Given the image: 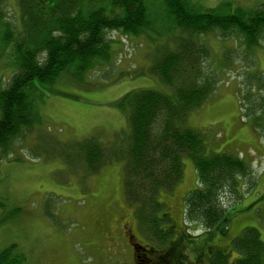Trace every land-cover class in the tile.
I'll use <instances>...</instances> for the list:
<instances>
[{"label":"trees","instance_id":"obj_1","mask_svg":"<svg viewBox=\"0 0 264 264\" xmlns=\"http://www.w3.org/2000/svg\"><path fill=\"white\" fill-rule=\"evenodd\" d=\"M107 1L84 6L80 0H20L24 15L20 29L10 21L7 0H0V62L12 68L7 79L2 77L0 88V160L38 119L33 90L54 84L69 68L81 77L110 66L114 49L109 33L113 31L145 36L151 49L148 76L169 92L137 88L118 101L130 128L125 148H109L91 137L63 146L72 153L64 155L90 173L100 171L110 160L124 159L125 194L135 206L140 231L157 244H169L163 252L138 245L134 264H143L137 261L141 256L149 257L150 264H188L180 249L182 237L188 238L185 225L225 232L233 214L230 211L236 207L233 203L241 198V179H254L250 165L239 155L211 152L203 133L189 126L188 118L216 96L222 70L237 72L246 63L244 74L264 89V73L258 71L254 54L264 47V5L222 13L215 8L201 10L192 0ZM157 3L163 7L161 19L151 12ZM211 35L226 43L219 62L212 61V48L204 40ZM9 54L12 62L7 59ZM248 94L243 98L248 99ZM263 105L256 98L246 114L254 128L264 133ZM75 150L80 158L73 161ZM185 156L194 162L198 185L184 197L182 237L170 243L176 229L159 194L181 182ZM4 207L0 198V209ZM232 247L238 253L234 262L227 250L218 248L206 264H264V241L257 229L243 230L232 240ZM16 250L15 244L1 250L0 264H23L25 257Z\"/></svg>","mask_w":264,"mask_h":264},{"label":"rangeland","instance_id":"obj_2","mask_svg":"<svg viewBox=\"0 0 264 264\" xmlns=\"http://www.w3.org/2000/svg\"><path fill=\"white\" fill-rule=\"evenodd\" d=\"M80 1L84 6L108 2ZM192 1L201 10L215 8L222 13L264 5V0ZM6 7L10 21L21 29L24 15L20 0H7ZM151 12L161 19L162 5L152 6ZM109 37L114 49L110 66L98 67L81 77L69 68L54 84L33 90L38 119L32 129L12 142L9 155L0 160V198L5 203L0 209V251L17 245L16 252L25 257L23 264H134V248L125 236L126 230L135 233V240L147 249H169V244H157L140 231L135 206L125 194L124 159L110 160L100 171L90 173L65 156L72 153L63 146L91 137L109 148L126 145L130 128L125 112L117 105L121 97L137 88L169 92L148 76L151 49L145 36L113 31ZM204 40L212 48V61L219 62L226 43L216 35ZM254 54L258 71L264 73V47ZM7 59L12 62L10 54ZM7 59L1 60L9 63ZM222 66L221 62L218 67ZM242 66L229 74L222 70L216 96L188 118L189 126L203 133L211 152L237 154L253 171V180L240 181L241 198L233 203L236 207L230 211L233 214L228 228L225 232L207 231L189 224L185 225L188 238L180 236L184 197L198 185L194 162L188 156L183 159L181 182L159 194L176 229L170 243L182 237L180 249L188 264H206L212 250L218 248L227 250L233 262L238 253L232 240L246 228L257 229L264 241V133L254 128L253 119L246 114L256 98L264 104V89L257 80L252 84L255 79L244 74L248 65ZM11 72V66L0 62V88L2 77L7 79ZM240 86L243 94L251 92L248 99L243 98ZM79 158L75 150L71 160ZM147 258L141 256L137 261L150 264Z\"/></svg>","mask_w":264,"mask_h":264},{"label":"flooded vegetation","instance_id":"obj_3","mask_svg":"<svg viewBox=\"0 0 264 264\" xmlns=\"http://www.w3.org/2000/svg\"><path fill=\"white\" fill-rule=\"evenodd\" d=\"M128 231H129V230H126V233H125V235H127V237H128V240L131 241L132 244H136V240L134 239V238H135V234H133V232H131V233L129 234Z\"/></svg>","mask_w":264,"mask_h":264}]
</instances>
